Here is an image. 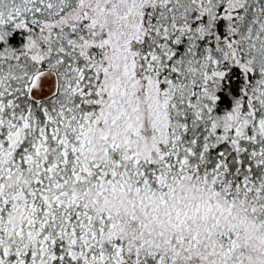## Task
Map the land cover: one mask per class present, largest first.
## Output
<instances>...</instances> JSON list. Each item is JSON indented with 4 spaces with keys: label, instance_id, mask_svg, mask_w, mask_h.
<instances>
[{
    "label": "snow or ice",
    "instance_id": "obj_1",
    "mask_svg": "<svg viewBox=\"0 0 264 264\" xmlns=\"http://www.w3.org/2000/svg\"><path fill=\"white\" fill-rule=\"evenodd\" d=\"M0 264H264V0H0Z\"/></svg>",
    "mask_w": 264,
    "mask_h": 264
}]
</instances>
